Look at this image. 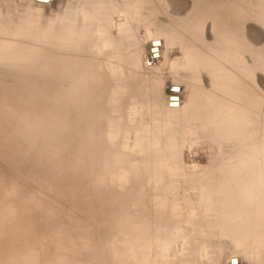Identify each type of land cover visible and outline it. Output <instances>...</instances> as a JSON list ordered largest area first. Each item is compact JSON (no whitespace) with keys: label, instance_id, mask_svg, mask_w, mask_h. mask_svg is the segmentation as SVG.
I'll list each match as a JSON object with an SVG mask.
<instances>
[{"label":"rangeland","instance_id":"obj_1","mask_svg":"<svg viewBox=\"0 0 264 264\" xmlns=\"http://www.w3.org/2000/svg\"><path fill=\"white\" fill-rule=\"evenodd\" d=\"M168 1L169 6L159 12L156 0H0V37L8 47L17 36L24 44L21 49L27 50L26 52L34 51L31 45H35L54 53L51 60L35 54L25 57L19 81L32 82L35 91L38 88L43 90L50 84L71 85L67 94L56 96L63 100L62 104L46 101L34 116L26 112L23 133H19L11 125L0 128V137L10 145V152L4 157L1 154L4 146L0 142V264H15L18 260V264H29L31 261L34 264H45L46 259L47 264L52 260L51 264L58 263L53 253L60 236L52 234L57 227L62 232L66 230L61 225L65 222V214L63 209L52 207L47 200L56 194L50 186L60 169L70 161L74 151L71 148L58 152L54 142L58 133L64 131L62 128L69 123L80 125L84 129L91 143L97 145L95 152L102 150L103 154L119 156L110 171L102 175L101 181L112 187L113 191L127 193V198L136 181L147 179L148 167L160 166V170L156 168L152 173L151 179H158L164 187L175 184L179 189L178 195H187L188 199L191 191H201L202 183L207 182L208 185L210 181L216 180V163L228 153L230 145H221L209 136L208 128L201 119L185 114L182 103L178 105L177 95L169 96L170 104L166 103V99L161 106L156 103L157 90H160V94L167 92L166 88L172 92H180L185 101H188L191 94L198 99L200 92L206 91L203 82L192 81L191 68L184 67L187 56L181 44L182 36H179L180 19L193 15L195 7L192 0ZM13 23L14 30L10 29ZM254 25L256 24L253 22L249 24L250 27ZM190 26L185 36L194 45L195 29L193 23ZM202 29L206 33L200 40L209 41L214 38L210 25ZM259 31V41L264 47V29ZM191 53L192 51L189 59ZM72 58L76 63H71ZM84 63L88 69H84ZM57 69L60 71V79H51L49 73L56 72ZM87 75L90 77L87 78ZM174 82L179 84L168 86ZM260 84H263L264 91V76ZM72 89L79 95L76 107L80 105V109L85 108L82 117L78 113L79 108L77 110L69 106V93ZM50 95L52 93L38 94L44 101ZM47 103H53L59 109L63 115L60 122L55 120L44 123V114L53 117V113L57 111L50 110ZM19 107L15 104L13 111ZM167 107L177 109L168 110ZM2 116L0 109V119ZM64 136L71 139L67 130ZM56 154L59 155V160L54 159ZM73 158L75 159V155ZM148 186L146 192L153 189L151 180ZM31 206L39 210L35 211ZM34 211L36 214L42 212L37 214L41 219L36 218ZM27 213L30 214L26 215ZM43 215L46 216L44 219ZM32 223L38 224L36 227L40 231L31 226ZM55 223L59 225L56 227ZM183 226L190 229L189 223L184 222ZM21 232L23 234L18 240ZM30 240H35V244ZM44 241L48 244L47 247L54 244V251L49 256L53 258L50 261L47 257L49 254L44 251L47 249ZM211 242V247H205V251L195 254L200 264H218L212 262V257H219L223 262L220 264H227V253H236L243 264H250L248 258L243 256L244 253L237 251L238 246L224 245L218 240ZM201 243L207 246L209 241L202 239ZM50 249L48 248V252ZM121 250L130 254L126 246L122 245ZM153 250L154 246L149 264H156V259L152 262ZM34 259H37L36 262ZM235 259L231 257L229 263ZM179 262L177 259L176 263ZM166 264H174L172 256Z\"/></svg>","mask_w":264,"mask_h":264},{"label":"bare ground","instance_id":"obj_2","mask_svg":"<svg viewBox=\"0 0 264 264\" xmlns=\"http://www.w3.org/2000/svg\"><path fill=\"white\" fill-rule=\"evenodd\" d=\"M192 3L195 13L180 19L179 36H182L181 44L187 56L184 67L191 68L192 81L203 82L206 91H201L198 99L191 94L188 101H185L180 92H172L166 88L167 92L160 94V90H157L156 103L161 106L163 100L169 102L170 95H177V103H182L185 114L201 119L208 128L209 136L221 145H230L228 153L216 163V180L210 181L208 185L207 182L202 183L201 191H191L188 199L187 195H178L179 189L175 184L168 183L164 187L158 179H151L152 173L156 168L160 170V166L148 167L147 179L136 181L127 198V193L113 191L112 187L101 181L102 175L110 171L119 156L103 154L102 150L95 152L97 145L91 143L84 129L80 125L69 123L62 128L64 131L58 133L54 142L58 152L71 148L74 151L70 161L60 169L50 186L56 193L54 198L47 200L52 207L63 209L65 214V222L61 225L66 230L60 231L57 227L59 224L55 223L57 230L52 234L60 236L55 251L52 249L53 243L50 249L46 244L48 240L44 241L47 248L44 251L49 254L47 257L54 251L53 256L57 257L54 259L58 260L56 264H149L153 246L152 262L156 259V264H166L171 256L174 264H200L195 254L205 251V247H211V241L215 240L224 245L238 246L237 251L243 252L250 264H264V91L263 84H260L264 76V47L259 41V30L264 29V0H192ZM155 5L161 12L162 8L169 6V1L156 0ZM250 22L256 25L250 27ZM190 23H193L195 29L194 45L185 36L190 30ZM204 25L211 27L210 32L214 38L209 41L200 40L206 33L202 29ZM10 29L14 30V23ZM23 45L15 36L12 45L8 47L0 37V109L3 113L0 128L11 125L19 133H23L26 127V112L34 116L46 101L62 104L63 100L56 96L67 94V89L71 88L70 83L64 85L61 82L63 85L50 84L43 90L38 88L35 91L32 82L19 81L25 57L35 54L51 60L54 55L35 45H31L34 51L26 52L27 50L21 49ZM70 61L76 63L74 58ZM84 69H88L86 63ZM59 73L57 69L56 72H50L49 76L51 79H60ZM173 84L178 85L179 82L168 86ZM48 93L52 95L45 101L38 96ZM13 98L16 100L13 101ZM15 104L20 107L13 111ZM47 104L50 110L57 111L53 113L54 118L50 114H44V123L55 120L60 122L63 115L59 109L53 103ZM78 104V92L72 89L69 93V106L78 110ZM84 112L85 108H79L81 117ZM65 130L69 132L71 139L64 136ZM0 142L4 146L1 154L5 157L10 152V145L2 137ZM54 159L59 160V155L56 154ZM150 180L153 189L146 192ZM36 209L34 210H39ZM35 211L33 214L39 220L37 214L42 212L36 214ZM28 214L30 213L26 215ZM184 222L190 224V229L183 228ZM32 224L34 228L38 225ZM22 234H19L18 240ZM202 239L209 241L207 246L202 245ZM122 245L130 250L129 255L123 253ZM48 248L51 251L48 252ZM35 252L37 258V251ZM227 255V264H243L236 253ZM231 257L236 259L229 263ZM177 259L179 263H176ZM46 262L48 263L47 259ZM212 262L223 263L219 257H212ZM29 264L34 263L31 261Z\"/></svg>","mask_w":264,"mask_h":264}]
</instances>
